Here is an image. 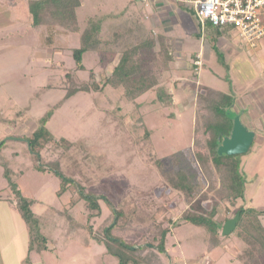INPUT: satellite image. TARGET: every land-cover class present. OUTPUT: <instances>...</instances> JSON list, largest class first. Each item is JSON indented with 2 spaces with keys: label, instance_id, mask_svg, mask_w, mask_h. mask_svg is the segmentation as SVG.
Listing matches in <instances>:
<instances>
[{
  "label": "rangeland",
  "instance_id": "rangeland-1",
  "mask_svg": "<svg viewBox=\"0 0 264 264\" xmlns=\"http://www.w3.org/2000/svg\"><path fill=\"white\" fill-rule=\"evenodd\" d=\"M127 2L131 3L129 0ZM102 6L105 11L111 10L114 7L113 1H104ZM154 12L152 11V15ZM90 13L91 8L85 5L81 16ZM142 13L146 18L149 12L142 10ZM58 34L50 44V32L46 27L41 31L32 27L27 0H0V70L8 75L19 67L20 78L26 76L34 88L28 113L25 114L23 110L22 115H17L14 113L11 93L7 86L0 85L1 134L14 130L18 122H27L25 125L28 129L25 131L30 132V128L33 131L44 113L61 101L67 88L71 90L87 82H101L102 78L112 72L120 58L119 52H107L110 63L100 62L98 53L86 52V69L72 70L75 65L72 48L79 46V34ZM105 36L109 37V34L106 33ZM213 36L214 34H206L202 39L207 50L209 49L204 57L205 67L196 70V64L192 63L194 70L190 68L191 73L187 71L186 83L183 84V80L176 77L179 75L178 64H159V84L163 87L169 86L173 94V101L168 106L155 101L154 94H145L139 99L144 104L137 113L124 115L126 118H123L121 114L130 111L132 103H126L119 93L109 88L105 93L80 91L55 109L47 126L56 137H65L72 141L73 146L66 149L48 145L42 151L43 159L58 162L65 175L73 178L85 191L99 197L101 211L98 215L89 217L91 211L87 202L74 189H70L60 198L57 195L60 184L57 175L52 171L41 172L35 169L26 143L9 138L14 136L4 137L6 146L2 154L18 174L16 180L23 194L35 199L33 210L40 218L41 231L51 239L48 250L42 254H30L29 264H119L116 259L106 254L103 244L92 239L102 238L104 229L116 220L114 212L119 211L124 216L118 220L113 235L139 246L156 243L154 233L145 230L152 221L160 220L163 215L175 221L189 207L186 197L171 188L159 174L150 153L151 146L140 145L138 136L142 125L137 124L135 118L143 117L146 127L154 132L155 150L159 155L165 156L194 143L199 110L196 96L202 89L198 87L199 83L216 87L226 93H234L237 97L244 93L242 79L248 78L249 69L244 71L240 64L235 69L236 65L232 60H227V66H222L217 60L215 49L210 46L212 42V46L218 43ZM229 36L247 52L248 47L240 42L235 32ZM132 43L134 42L130 44ZM200 43L195 41L197 46ZM155 50H159L158 45ZM252 52L250 49L247 53L251 55ZM193 59L196 60V55ZM261 66L255 60L250 68L261 69ZM69 70L72 72L70 79L66 81L64 77L63 81V75ZM91 70L95 72L91 76L93 79L90 77ZM178 83L182 85L180 90L173 91L174 88H179ZM15 85V80L11 79L9 89ZM249 86L251 84H247L246 89H250ZM24 96L25 93L22 98ZM237 105V108L243 106ZM232 111L235 113L234 109ZM260 133L264 136V128ZM258 148V143L254 141L249 151L241 154V170L249 184L246 201L239 200L237 206L219 201L215 218L222 224L235 216L238 206L251 205L249 200H253V204L264 210V170L255 171ZM16 151L19 153L15 154ZM3 173L4 167L0 166V264H22L28 254V231ZM202 178L204 174L200 173L199 179ZM209 183H204L201 189V194L210 196L203 201L208 211L212 209L211 198L215 195V188L219 186L217 182L216 187L210 189ZM70 200L72 203L75 200L79 203L71 206ZM66 211L74 216L76 224L86 227L91 246L84 245L80 237H65L68 220L63 214ZM219 238L220 245L209 251L207 244L210 239L205 229L193 224L175 227L171 223V233L168 234L166 242L168 254H162V257L165 264H242L237 256L246 248L243 240L235 233L223 235L222 231Z\"/></svg>",
  "mask_w": 264,
  "mask_h": 264
},
{
  "label": "trees",
  "instance_id": "trees-1",
  "mask_svg": "<svg viewBox=\"0 0 264 264\" xmlns=\"http://www.w3.org/2000/svg\"><path fill=\"white\" fill-rule=\"evenodd\" d=\"M104 1L107 0H27L32 27L39 31L46 27L50 32L48 36L50 44L54 42L58 33L79 34L80 44L78 47L72 48V56L75 61L72 70L86 69L84 63L86 52L98 53L101 58L100 62L110 63V58L106 55L107 52H119L120 58L113 66L112 72L102 78L101 82L96 84L87 82L71 90L67 88L61 101L44 113L30 134L14 138V140L22 139L21 141L27 144V150L33 157L35 169L41 172L52 171L57 175L60 181L57 195L60 198L70 189H74L79 197L87 202V207L91 211L89 217H93L94 214L98 215L101 211L99 197L92 192L85 191L83 186L65 175L58 162L45 161L42 156V151L48 145L66 149L73 146L72 141L65 137H56L47 126L55 109L80 91L105 93L109 88L119 93L126 103H132L131 110L121 114L123 118H126L124 115L137 113L144 104L139 99L145 94H154L155 101L158 100L167 106L173 101L170 87H163L159 84L160 68H158L160 63V65H167V62H173L174 50L171 47L170 38L156 35L153 29L147 26V19L142 13V8L135 7L132 3L133 1L138 2V0H129L132 1V4L125 0H111L114 7L108 11H105L102 6ZM85 5L91 8L92 13L83 17L81 11L84 10ZM206 32L214 34V36L225 33L219 27H213L210 24H207ZM106 33L109 34L108 39L105 36ZM131 42L134 43L130 44ZM128 44L130 46H127ZM156 45L159 46L158 51L155 50ZM52 48L55 49V47ZM213 48L219 62L227 66L221 50L216 45ZM93 73H95L94 70H91L90 77L94 75ZM70 75H72L71 70L63 75V81L64 77L68 81ZM201 87L202 89L197 92L196 96L199 110L192 146L165 156L159 155L153 142L154 132L146 127L142 116L135 115L137 124L142 125L138 136L140 145L151 146L149 147L151 148L150 153L159 174L166 179L171 188L186 197L189 207L175 221L164 215L160 220L152 221L148 225L149 228L145 230L154 233L153 237L156 243L139 246L113 235L118 220L124 216L119 211L114 212L116 220L111 226L104 229L102 238L92 239L103 244L106 254L116 259L119 264H165L162 254H168L166 242L168 234L171 233V223L175 227L193 224L205 229L210 239L207 247L211 251L220 245L219 236L224 228V224L215 218L219 201L220 203L224 201L232 206H237L239 200L246 201L247 179L241 170V154L224 156L218 151V141H222L231 134L234 118L238 115L232 111L236 105V95L209 86ZM22 113L24 112L20 110L17 115H22ZM5 146L6 140L1 138L0 166L4 167V177L7 179L17 210L26 224L29 237L28 254L22 264H29L31 262L30 254L32 252L42 254L48 250V243L51 239L41 231L40 218L33 210L35 199L23 194L16 180L18 174L9 166V160L2 154ZM18 153L15 152V154ZM200 173L204 174V178L201 180L199 179ZM206 182H210V189L215 188L216 183L219 182V186L215 188V195L211 198L213 205L210 211L203 205V201L210 196L206 193L201 194L203 184ZM78 203L75 200L70 205L75 206ZM58 213L62 214L60 211ZM237 214L239 215L237 226L232 233H235L246 244L245 250L237 256V259L242 264H264V210L252 205H241L238 206L235 215ZM63 215L68 220V226L64 232L65 237L70 239L80 237L79 239L84 245L91 246L90 234L86 227L76 224L74 216L67 211ZM54 243L56 242L54 241Z\"/></svg>",
  "mask_w": 264,
  "mask_h": 264
},
{
  "label": "crops",
  "instance_id": "crops-1",
  "mask_svg": "<svg viewBox=\"0 0 264 264\" xmlns=\"http://www.w3.org/2000/svg\"><path fill=\"white\" fill-rule=\"evenodd\" d=\"M132 3L135 7L142 8L139 2L133 1ZM158 4L159 5H155L152 10L149 8L150 10H148V12L151 15V18L147 20V26L152 27L156 35H164L170 38L172 43L171 47L173 48L175 55L173 63L179 65V68L177 70V73L179 75L176 77L182 79L184 84L186 83V74L191 73L190 68L194 70L192 67V63L195 65V59H193V56L196 55L197 59V55L199 54L202 58V63L200 66L195 67L196 70H200L201 68L205 67L204 57L207 48L205 46V41H202V39L205 38L206 34H209L206 32L207 26L202 30L196 18L192 15L193 12L184 5L165 2L164 0L158 1ZM152 11H155L153 15ZM224 32L225 33L219 34L218 36H213L218 40V43L213 44V46H219L218 48H220V50L222 49V51H225V53L223 52V54L226 59V63L228 62L227 60H232L233 64L236 65V67H234L235 69L238 68L239 64L243 67L244 71L247 68L249 69L248 78L242 79V84H244V93L240 95V97L236 96V105L233 109L236 113H238V115L241 116L242 122L250 130H254L256 134L254 141L258 143L259 148L258 160L255 164V171L263 172L264 136L260 132L263 131L264 128V38L259 40L257 47L246 48L247 52L250 49L253 50L252 54L249 55L244 51V49L242 50L241 47L235 44L233 39L231 40V37L229 35H232L233 33H230L229 31ZM210 35L213 34L210 33ZM195 41H200V45L197 46L195 44ZM185 42L188 43L187 47V43ZM240 42L242 41L240 40ZM212 43L210 46L213 48ZM207 51H209V49ZM208 53L210 54V52ZM230 57L232 58L230 59ZM255 60L258 61L259 64H262L261 69H256L255 67L250 68V65H254ZM221 65L224 66L223 64ZM229 65L231 64L229 63ZM20 70L21 69L17 67L13 69L8 75L5 73V71L2 72L0 70V85L7 86V90L9 91V93H11L10 95L12 97L15 108L14 113L16 114L18 111L24 110L25 114H27V109L30 105L29 102H31L32 100V89L34 90V88H32L31 82L26 76H22V78H20ZM187 71L189 72L187 73ZM11 79L15 80L16 85L10 90L9 83ZM247 84H251V87H248L250 89H246ZM177 85H179V83ZM180 86L182 85H179V88H174L173 91H179ZM201 86L213 87L204 83H199L198 87ZM23 93H25L24 98H22ZM237 104L243 106L237 108ZM257 120L260 121V124L256 122ZM26 123L27 122H19L18 125L15 124L14 127L16 128L14 130L11 129V131H4L2 134L0 132V137L4 138L11 134H13L14 137H20V135L22 136L25 134H30L32 132V128H30V132H28V130L26 132L25 129H28L26 128ZM21 140L22 139H20V141ZM252 182H254V180ZM248 185L249 184L247 179V186ZM249 203L256 208H260L253 204V200H249Z\"/></svg>",
  "mask_w": 264,
  "mask_h": 264
},
{
  "label": "built area",
  "instance_id": "built-area-1",
  "mask_svg": "<svg viewBox=\"0 0 264 264\" xmlns=\"http://www.w3.org/2000/svg\"><path fill=\"white\" fill-rule=\"evenodd\" d=\"M158 1L138 0L142 10H151ZM184 5L193 13L202 30L207 24L229 31L249 48H255L259 40L264 38V0H164ZM149 13L146 19L150 18ZM201 55H197L195 64L200 66Z\"/></svg>",
  "mask_w": 264,
  "mask_h": 264
},
{
  "label": "water",
  "instance_id": "water-1",
  "mask_svg": "<svg viewBox=\"0 0 264 264\" xmlns=\"http://www.w3.org/2000/svg\"><path fill=\"white\" fill-rule=\"evenodd\" d=\"M255 132L250 130L241 120L240 115L234 118V124L229 136H226L222 141H218V151L224 155L244 154L249 151L255 139ZM16 138V137H9ZM239 215L228 219L222 231L223 235H228L233 232L237 226Z\"/></svg>",
  "mask_w": 264,
  "mask_h": 264
}]
</instances>
